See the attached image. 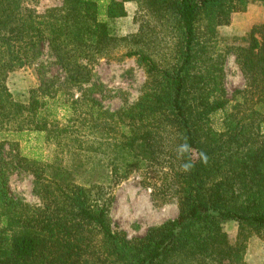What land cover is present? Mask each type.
Masks as SVG:
<instances>
[{
    "label": "trees",
    "instance_id": "1",
    "mask_svg": "<svg viewBox=\"0 0 264 264\" xmlns=\"http://www.w3.org/2000/svg\"><path fill=\"white\" fill-rule=\"evenodd\" d=\"M129 1L140 24L120 35L114 22ZM39 2L0 0V264H246L247 240L264 239V23L226 51L219 27L264 0H61L43 11ZM46 42L64 81L15 97L9 73L33 65ZM119 47L147 79L113 111L82 86ZM227 51L246 79L232 98ZM12 169L33 174L39 205L13 197ZM135 172L177 197L179 214L130 239L111 207Z\"/></svg>",
    "mask_w": 264,
    "mask_h": 264
},
{
    "label": "rangeland",
    "instance_id": "2",
    "mask_svg": "<svg viewBox=\"0 0 264 264\" xmlns=\"http://www.w3.org/2000/svg\"><path fill=\"white\" fill-rule=\"evenodd\" d=\"M61 0H40L38 9L43 11L49 6L60 4ZM128 15L114 22L120 35L135 33L139 22L135 15L139 10L136 1L126 3ZM256 23H264V4L254 2L249 4L244 12L233 14L229 25L219 27V37L222 50L226 51L227 43L242 44L251 27ZM161 26L158 28V34ZM224 39V41H223ZM126 48L119 47L106 56L99 57L92 64V79L82 87L94 89L93 95L109 110H118L133 104L141 95L147 79L145 67L137 57L123 56ZM55 54L48 43H44L38 60L30 66L18 68L9 73L7 84L15 97L24 99L31 88L39 85L41 80H57L61 84L65 73L56 62ZM225 87L227 96L232 98L237 89L246 85V79L241 72L232 51L225 56ZM72 90L75 94L80 91L77 87ZM8 186L14 198L31 205H39L40 198L35 192V178L30 172L12 169ZM111 218L116 230L124 231L132 239L145 235L155 225L174 219L179 214L178 199L175 196L164 197L156 195L154 187L149 184L140 172L131 174L113 190ZM225 231L234 242L238 233V223L228 221L224 224ZM246 264H264V239L253 235L247 240L245 252Z\"/></svg>",
    "mask_w": 264,
    "mask_h": 264
}]
</instances>
